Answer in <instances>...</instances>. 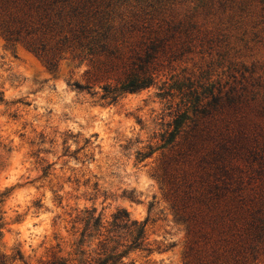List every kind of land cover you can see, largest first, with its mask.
Here are the masks:
<instances>
[{"label":"rangeland","instance_id":"374dc122","mask_svg":"<svg viewBox=\"0 0 264 264\" xmlns=\"http://www.w3.org/2000/svg\"><path fill=\"white\" fill-rule=\"evenodd\" d=\"M98 2L114 24L134 15L171 21L184 24L194 40L174 61L163 63L153 85L111 102L102 98L111 79L93 77L88 60L73 58L68 50L50 60L49 46L33 51L26 45V32L47 21L16 0V8L28 13V26L16 41L0 32V264L96 259L104 236L76 246L82 225L76 219L85 209H94L104 226L120 210L144 225L143 245L129 250L123 264H264L251 260L246 249L244 211L237 215L230 203L225 212L224 197L207 203L227 177L248 199L264 187L256 179L264 168L250 163L246 149L264 140L260 3ZM75 82L86 88L77 89ZM211 90L240 103L213 119L196 120L189 109L193 121L185 120L184 132L163 146L162 135L173 130L177 110L186 107L182 103L188 107L195 96L205 103ZM194 125L202 139L182 154L185 132ZM244 203L250 206L249 200ZM114 234L118 244L128 243L124 230ZM124 249L118 246L117 252Z\"/></svg>","mask_w":264,"mask_h":264},{"label":"trees","instance_id":"16d2710c","mask_svg":"<svg viewBox=\"0 0 264 264\" xmlns=\"http://www.w3.org/2000/svg\"><path fill=\"white\" fill-rule=\"evenodd\" d=\"M98 1L18 0V5L28 3L26 7L28 10L35 11L43 23L47 21L42 27L36 24L34 29L26 32V35H29L25 42L26 45L33 51H43L45 47L49 46L50 60L53 59L57 51L62 50L70 51L73 58L88 60L94 71L93 77L100 75L111 79L112 82L102 87V98H107L111 102L115 101L121 94L140 91L153 85L157 77L156 73L163 63L174 61L177 56L182 54L181 51H187L188 45L186 43L189 44L194 40V35L191 36L185 25L181 23L173 24L171 21H166L160 24L145 19L141 21L139 15H134L114 24L115 22L110 18V15L99 8L100 2ZM15 2L16 0H0V18L2 17L0 32L14 41L19 40L21 30L28 26L26 17H24L28 14L25 7L22 12L21 8H16ZM258 2L264 17V0H258ZM58 4L61 6L59 7ZM16 25L20 26L16 27ZM186 38L187 40H185ZM85 73L90 75L91 70L85 71ZM74 85L79 90L86 88L78 82H75ZM209 95H211V99L205 103H202L203 99L201 100L199 96L188 101L190 103L188 107L186 103H182L186 107L177 110L172 122L173 130L165 132L166 137L162 135L163 146L170 143L176 135L184 132L185 120L193 121L188 116L189 109L192 110L196 120L199 117L207 119L219 112L223 113L222 111L227 109L235 110L240 103L235 97L227 96L221 99L220 96L213 95L212 90ZM200 132L201 130L195 125L193 129L185 132L184 144L181 146L182 154L194 151L199 146L202 139ZM228 148L225 143L221 144L223 151ZM246 149L249 151L250 163L257 162L259 167L264 168V140L261 144H246ZM224 179L221 181V187H215L216 191L208 197L207 203L219 202L220 198L224 197L225 212L230 203L235 204L234 211L237 215L244 211L243 239L246 249L249 251L251 260L258 258L264 260V187L257 191L252 199H248L247 196L243 197L240 194L241 187L239 184L231 188L229 182H226L231 178ZM256 179L260 185L264 186V175H258ZM246 200H249L250 206H245ZM197 201L200 202V200ZM215 208V205L212 206L210 211L215 210ZM94 213V209H85L76 219V222L82 224L78 233L77 248H81L84 243L89 245L93 238L104 236L98 241L101 250L99 257L90 259L86 264H123L121 259L129 250L140 248L143 245L145 239L144 225L131 221L128 213L125 210H120L114 213L111 222L104 226L101 217L95 216ZM204 221L205 216L202 218V222ZM119 230L125 231L126 236H128L125 241L128 243L118 244L114 240L115 236H119L114 233L119 232ZM109 242L117 244L109 247ZM118 246L125 249L117 252ZM79 251L80 254H83L82 249ZM211 263L213 261L204 262V264ZM46 264L68 263L64 260H52Z\"/></svg>","mask_w":264,"mask_h":264}]
</instances>
